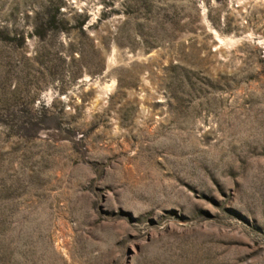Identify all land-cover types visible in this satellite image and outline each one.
I'll list each match as a JSON object with an SVG mask.
<instances>
[{
  "label": "rangeland",
  "instance_id": "rangeland-1",
  "mask_svg": "<svg viewBox=\"0 0 264 264\" xmlns=\"http://www.w3.org/2000/svg\"><path fill=\"white\" fill-rule=\"evenodd\" d=\"M0 264H264V0H0Z\"/></svg>",
  "mask_w": 264,
  "mask_h": 264
},
{
  "label": "trees",
  "instance_id": "trees-1",
  "mask_svg": "<svg viewBox=\"0 0 264 264\" xmlns=\"http://www.w3.org/2000/svg\"><path fill=\"white\" fill-rule=\"evenodd\" d=\"M54 18H55V17L52 18V22H54Z\"/></svg>",
  "mask_w": 264,
  "mask_h": 264
}]
</instances>
